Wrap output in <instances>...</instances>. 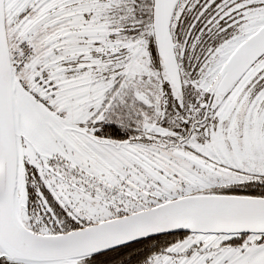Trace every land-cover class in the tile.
<instances>
[{
  "label": "snow or ice",
  "instance_id": "1",
  "mask_svg": "<svg viewBox=\"0 0 264 264\" xmlns=\"http://www.w3.org/2000/svg\"><path fill=\"white\" fill-rule=\"evenodd\" d=\"M0 264H264V0H0Z\"/></svg>",
  "mask_w": 264,
  "mask_h": 264
}]
</instances>
